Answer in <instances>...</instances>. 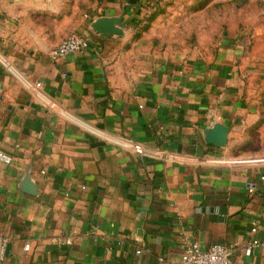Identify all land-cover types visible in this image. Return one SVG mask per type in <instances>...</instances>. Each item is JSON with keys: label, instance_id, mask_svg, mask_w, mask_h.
I'll return each instance as SVG.
<instances>
[{"label": "crops", "instance_id": "crops-1", "mask_svg": "<svg viewBox=\"0 0 264 264\" xmlns=\"http://www.w3.org/2000/svg\"><path fill=\"white\" fill-rule=\"evenodd\" d=\"M126 4L97 14L0 0V150L13 157L0 161L2 264H179L191 241L264 264V246L244 252L252 226L264 230V125L236 51L167 41L157 27L139 29L144 8ZM122 13L126 37L94 29ZM72 32L89 47L54 61ZM217 122L230 127L220 146L206 139Z\"/></svg>", "mask_w": 264, "mask_h": 264}, {"label": "rangeland", "instance_id": "rangeland-1", "mask_svg": "<svg viewBox=\"0 0 264 264\" xmlns=\"http://www.w3.org/2000/svg\"><path fill=\"white\" fill-rule=\"evenodd\" d=\"M79 13H97L109 4L144 8L150 21L139 29L157 27L167 41L201 51L220 44L232 46L243 81L244 97L264 125V0H62ZM155 29V28H154ZM126 37V32H123Z\"/></svg>", "mask_w": 264, "mask_h": 264}, {"label": "built area", "instance_id": "built-area-1", "mask_svg": "<svg viewBox=\"0 0 264 264\" xmlns=\"http://www.w3.org/2000/svg\"><path fill=\"white\" fill-rule=\"evenodd\" d=\"M90 39L84 37L76 32L70 33L64 39H62L58 45H56L50 51V57L54 61H58L65 57L69 53L73 52H83L90 45ZM40 87L41 83H37ZM43 105L52 111H60L62 105L58 100L55 99H45ZM126 148L132 150L136 153H143L145 146L140 142H126ZM0 161L6 164H10L13 161V157L2 150H0ZM260 182L264 185V165L260 174ZM84 188V187H83ZM253 188H249V192H253ZM258 227L252 226L251 232L253 233L252 239L244 245V252L250 255L256 247L264 246V230L262 233L258 234ZM58 242H70L67 237H58ZM29 245H27L28 247ZM137 254L142 253V249H138ZM9 254V238L4 234H0V264L4 263ZM158 260L165 264H174L173 262H166L163 256H159ZM179 264H237L228 252L225 245L221 243H214L209 248L203 249L200 244L196 241L187 242L185 244L184 250L182 251L179 259ZM247 264H253L249 262Z\"/></svg>", "mask_w": 264, "mask_h": 264}, {"label": "water", "instance_id": "water-1", "mask_svg": "<svg viewBox=\"0 0 264 264\" xmlns=\"http://www.w3.org/2000/svg\"><path fill=\"white\" fill-rule=\"evenodd\" d=\"M93 27L101 34L122 35L124 28L127 26L124 22V13H122L120 16L99 17L93 23ZM229 131V126L217 122L208 129L206 139L211 145H224L227 141Z\"/></svg>", "mask_w": 264, "mask_h": 264}, {"label": "trees", "instance_id": "trees-1", "mask_svg": "<svg viewBox=\"0 0 264 264\" xmlns=\"http://www.w3.org/2000/svg\"><path fill=\"white\" fill-rule=\"evenodd\" d=\"M150 21L149 17L145 18V22Z\"/></svg>", "mask_w": 264, "mask_h": 264}]
</instances>
